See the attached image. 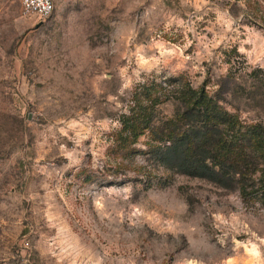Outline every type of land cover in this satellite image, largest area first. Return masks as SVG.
I'll list each match as a JSON object with an SVG mask.
<instances>
[{"label": "rangeland", "instance_id": "374dc122", "mask_svg": "<svg viewBox=\"0 0 264 264\" xmlns=\"http://www.w3.org/2000/svg\"><path fill=\"white\" fill-rule=\"evenodd\" d=\"M168 79L264 122V0H0V264H264L263 206L127 140Z\"/></svg>", "mask_w": 264, "mask_h": 264}, {"label": "trees", "instance_id": "16d2710c", "mask_svg": "<svg viewBox=\"0 0 264 264\" xmlns=\"http://www.w3.org/2000/svg\"><path fill=\"white\" fill-rule=\"evenodd\" d=\"M131 98L119 122L127 140L147 138L146 155L156 165L264 207V122L241 120L205 87L193 88L188 81L137 84ZM165 103L173 105V113L158 118L156 110Z\"/></svg>", "mask_w": 264, "mask_h": 264}, {"label": "built area", "instance_id": "2783aa9c", "mask_svg": "<svg viewBox=\"0 0 264 264\" xmlns=\"http://www.w3.org/2000/svg\"><path fill=\"white\" fill-rule=\"evenodd\" d=\"M19 2L25 16H35L45 20L54 11V0H19Z\"/></svg>", "mask_w": 264, "mask_h": 264}]
</instances>
